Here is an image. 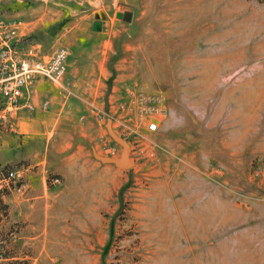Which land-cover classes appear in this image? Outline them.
Returning a JSON list of instances; mask_svg holds the SVG:
<instances>
[{"label":"rangeland","instance_id":"obj_1","mask_svg":"<svg viewBox=\"0 0 264 264\" xmlns=\"http://www.w3.org/2000/svg\"><path fill=\"white\" fill-rule=\"evenodd\" d=\"M12 31L44 59L76 37L105 49L108 81L103 137L71 180L41 190L0 146V178L21 176L0 183V264H264V0H0V49ZM160 201L183 234L154 235Z\"/></svg>","mask_w":264,"mask_h":264},{"label":"crops","instance_id":"obj_2","mask_svg":"<svg viewBox=\"0 0 264 264\" xmlns=\"http://www.w3.org/2000/svg\"><path fill=\"white\" fill-rule=\"evenodd\" d=\"M28 32L29 30L22 34L28 35ZM75 40L77 42L72 43L66 62L65 77L70 83L69 87L57 89L41 78L35 80L24 90L18 107L9 119L10 130L4 132L3 142L0 140V146L11 152L12 161H17L19 154L20 160L29 162L26 170L24 169L27 179L34 176L31 168L38 166L37 177L42 184L41 190H50L46 181L49 175L71 180V157L81 159L91 155L93 140L103 137L105 117L99 100L104 83L108 81L107 54L105 49H99L97 45L89 53L88 47L92 44L83 42L81 37H76ZM39 51L42 55L40 47ZM17 147L19 153L16 151ZM26 186L27 189L35 190L28 184ZM160 191L164 198L165 193ZM146 192L142 190V194ZM145 204L155 206L152 200ZM177 205L182 206V199ZM177 205L174 203L176 209ZM163 207L165 205L160 201L157 211L149 208V216L155 215L153 210L159 212L160 216ZM171 218L167 213L163 215L166 224L160 231H155V236L157 232H161L160 235L166 237L169 227H172L176 235L177 229L184 233L180 215L177 216L178 220ZM170 256L168 253L163 255V264H170Z\"/></svg>","mask_w":264,"mask_h":264},{"label":"built area","instance_id":"obj_3","mask_svg":"<svg viewBox=\"0 0 264 264\" xmlns=\"http://www.w3.org/2000/svg\"><path fill=\"white\" fill-rule=\"evenodd\" d=\"M15 31H12L4 41V47L0 49V111L16 109L24 94V90L30 87L32 81L38 77L46 78L53 84L61 86L66 73V49L55 51L47 59L40 55L38 44L33 43L29 36L22 38L17 44H12ZM67 88L70 83L66 80ZM123 111V108H121ZM142 115V114H141ZM119 117V116H118ZM148 132L157 130V123L148 122ZM17 171H7L1 178V182L20 181ZM56 177L53 182H58Z\"/></svg>","mask_w":264,"mask_h":264},{"label":"water","instance_id":"obj_4","mask_svg":"<svg viewBox=\"0 0 264 264\" xmlns=\"http://www.w3.org/2000/svg\"><path fill=\"white\" fill-rule=\"evenodd\" d=\"M117 16L122 20L129 21L131 19V12L129 11H125L123 13L120 12L117 14ZM92 28L95 31H99L101 29V23L98 21L94 22Z\"/></svg>","mask_w":264,"mask_h":264}]
</instances>
